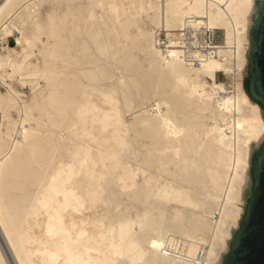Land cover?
Returning <instances> with one entry per match:
<instances>
[{"label": "bare ground", "instance_id": "obj_1", "mask_svg": "<svg viewBox=\"0 0 264 264\" xmlns=\"http://www.w3.org/2000/svg\"><path fill=\"white\" fill-rule=\"evenodd\" d=\"M255 5L0 0L1 81L31 86L0 88V264H223L264 141Z\"/></svg>", "mask_w": 264, "mask_h": 264}, {"label": "water", "instance_id": "obj_2", "mask_svg": "<svg viewBox=\"0 0 264 264\" xmlns=\"http://www.w3.org/2000/svg\"><path fill=\"white\" fill-rule=\"evenodd\" d=\"M244 85L264 114V0H256ZM251 187L245 212L223 264H264V141L251 157Z\"/></svg>", "mask_w": 264, "mask_h": 264}, {"label": "rangeland", "instance_id": "obj_3", "mask_svg": "<svg viewBox=\"0 0 264 264\" xmlns=\"http://www.w3.org/2000/svg\"><path fill=\"white\" fill-rule=\"evenodd\" d=\"M1 32V31H0ZM222 32V31H221ZM21 36L20 30L19 29H15V31H13L12 33H9L8 35H4L0 33V53L2 54H6L7 53V49L9 48H13V49H17L20 50L21 49V44L22 42H17V37ZM222 37V34L220 33V38ZM16 77V78H15ZM13 79L10 77H6V84L3 83L4 81H1L2 79L0 78V88L2 91H6V89L8 88V83H13L14 86L18 89H20V91H22V93L27 96L29 94H31V86L29 85V83L25 84V85H21V82L19 81L20 76L16 75ZM18 78V80H17ZM231 79L230 74L221 71L218 73V80L220 82L226 83L228 80ZM12 80V81H11ZM9 81V82H8ZM17 81V82H16ZM19 81V82H18ZM8 82V83H7ZM44 83V81L42 82V84ZM22 88V89H21ZM24 88V89H23ZM22 94V95H23ZM27 94V95H26ZM0 236H1V232H0Z\"/></svg>", "mask_w": 264, "mask_h": 264}, {"label": "built area", "instance_id": "obj_4", "mask_svg": "<svg viewBox=\"0 0 264 264\" xmlns=\"http://www.w3.org/2000/svg\"><path fill=\"white\" fill-rule=\"evenodd\" d=\"M221 29H216V30H209L206 34H204V41H208V46H207V52L212 55L215 56L218 54V46L217 44L223 41V36L220 38V33ZM164 35V34H163ZM206 35V36H205Z\"/></svg>", "mask_w": 264, "mask_h": 264}]
</instances>
